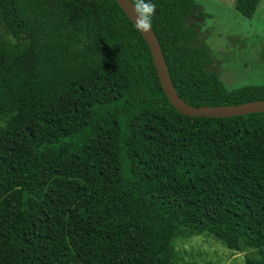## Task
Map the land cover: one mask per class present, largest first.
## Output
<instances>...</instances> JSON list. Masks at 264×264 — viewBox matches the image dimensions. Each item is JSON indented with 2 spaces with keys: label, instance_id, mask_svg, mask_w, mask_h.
I'll list each match as a JSON object with an SVG mask.
<instances>
[{
  "label": "trees",
  "instance_id": "16d2710c",
  "mask_svg": "<svg viewBox=\"0 0 264 264\" xmlns=\"http://www.w3.org/2000/svg\"><path fill=\"white\" fill-rule=\"evenodd\" d=\"M151 3L184 102L264 100L209 69L199 4ZM182 233L264 264V113L180 114L116 0H0V264H177Z\"/></svg>",
  "mask_w": 264,
  "mask_h": 264
},
{
  "label": "rangeland",
  "instance_id": "374dc122",
  "mask_svg": "<svg viewBox=\"0 0 264 264\" xmlns=\"http://www.w3.org/2000/svg\"><path fill=\"white\" fill-rule=\"evenodd\" d=\"M209 14L202 20L191 18L204 46L211 52L209 69L218 74L224 87L264 86V0L251 19L235 10L236 0H194ZM177 264H245L257 257L254 249L229 250L207 234L182 233L172 244Z\"/></svg>",
  "mask_w": 264,
  "mask_h": 264
},
{
  "label": "water",
  "instance_id": "95a60500",
  "mask_svg": "<svg viewBox=\"0 0 264 264\" xmlns=\"http://www.w3.org/2000/svg\"><path fill=\"white\" fill-rule=\"evenodd\" d=\"M120 8L135 25V10L131 0H116ZM151 51L154 66L156 68L162 89L169 103L182 115L189 117L225 119L249 114L264 113V100L243 103L239 105L202 106L192 107L184 102L177 94L170 78L162 49L156 35L151 29L149 32H141Z\"/></svg>",
  "mask_w": 264,
  "mask_h": 264
},
{
  "label": "clouds",
  "instance_id": "9594fccd",
  "mask_svg": "<svg viewBox=\"0 0 264 264\" xmlns=\"http://www.w3.org/2000/svg\"><path fill=\"white\" fill-rule=\"evenodd\" d=\"M135 10V26L137 31L147 33L152 29V18L156 13V5L151 0H131Z\"/></svg>",
  "mask_w": 264,
  "mask_h": 264
}]
</instances>
